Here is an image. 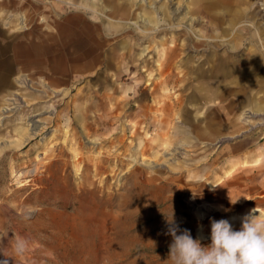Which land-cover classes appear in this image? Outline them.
<instances>
[{"label":"rangeland","instance_id":"1","mask_svg":"<svg viewBox=\"0 0 264 264\" xmlns=\"http://www.w3.org/2000/svg\"><path fill=\"white\" fill-rule=\"evenodd\" d=\"M234 1L0 0V261L172 264V214L203 246L264 216V0ZM83 10L109 33L62 63Z\"/></svg>","mask_w":264,"mask_h":264},{"label":"clouds","instance_id":"2","mask_svg":"<svg viewBox=\"0 0 264 264\" xmlns=\"http://www.w3.org/2000/svg\"><path fill=\"white\" fill-rule=\"evenodd\" d=\"M237 201L230 199L232 204ZM167 222L166 234L172 237L168 259L172 264H264V216L256 209L242 217L239 230L227 219H212L211 243L207 246L201 243L203 236L194 239L188 229L181 230L173 214Z\"/></svg>","mask_w":264,"mask_h":264},{"label":"crops","instance_id":"3","mask_svg":"<svg viewBox=\"0 0 264 264\" xmlns=\"http://www.w3.org/2000/svg\"><path fill=\"white\" fill-rule=\"evenodd\" d=\"M71 1H72V3H76V0H71ZM81 1L82 0H77V3H80ZM55 6L57 9H60L61 8V7H59L60 2L59 3L57 2L55 4ZM72 14H73V16L70 20L71 28H70V31L68 32V34L65 36H62L59 31H57V33H56V36L58 39V43L56 46H58L62 50V55H61L60 61L62 63H65V64L71 63L73 65L76 62V61L74 62V59L76 57V52H74V50L75 51L78 50L79 51L78 53H80V51L82 49V52L79 55V57H81L80 62L81 63H84V62L89 63V62H87V60L90 61V54H91L90 49H91L92 38H93V40H96L97 36L99 38H102V37L104 38L105 35L109 32L107 31L106 28H104V27L102 28V24H101L102 21H100V19L98 20L96 18H93V20H91V18L89 16L91 14V12L89 10H86V11L83 10L82 12H77V13L72 12ZM92 22H93V26H92ZM115 26H117V27H115ZM91 27H92L93 31L96 32V35L93 37L90 34V32L92 31ZM107 27H108L109 31H111V30L115 31L116 29L119 31L122 29V25H120V23L118 24V22H114L113 25H111V23H110V24H108ZM98 40H100V39H98ZM76 47H78V48L76 49ZM81 54H82V56H81ZM58 57H59V55H58ZM54 58H56V57H54ZM72 67H70L66 70L67 71L71 70ZM197 104H199V103H197ZM189 105H191V104H189ZM200 106L205 108L206 104H200ZM194 110H195L194 111L195 114H194L193 118L195 121H197V117H199L200 115L197 112L196 108ZM210 118L207 121H205L204 124L205 123H211V122H209ZM200 134L202 136L206 137V139H208V140H213L215 137V136L213 137L214 134L211 131V129L209 128L208 124H206V128H202Z\"/></svg>","mask_w":264,"mask_h":264},{"label":"bare ground","instance_id":"4","mask_svg":"<svg viewBox=\"0 0 264 264\" xmlns=\"http://www.w3.org/2000/svg\"><path fill=\"white\" fill-rule=\"evenodd\" d=\"M245 0H235L234 2L236 3V4H238V3H242V2H244ZM227 3H229L230 4V2L229 1H227ZM210 5V4H209ZM212 6V5H211ZM221 9V8H220ZM129 10V6L128 7H125V11H128ZM128 13H125L124 15H127ZM123 15V16H124ZM115 27H117V26H115ZM219 32V31H218ZM223 32H226V31H223ZM246 32H248V30H246ZM259 31H256V34H258L259 35V33H258ZM217 34V33H216ZM231 39V38H230ZM185 45V44H184ZM261 69V68H260ZM256 78V77H255ZM230 85V84H229ZM249 87V86H248ZM199 91V90H198ZM202 92V91H201ZM205 93H203L202 92V96H204L205 97ZM252 95V94H251ZM251 95H249V96H247V101L245 102V106H249L250 108H252L254 111H259L260 110V108H264V107H260V103H261V100L259 101V103H257V104H255V105H253L254 104V101H253V99H254V95H252V97H251ZM207 97V96H206ZM255 99H257V100H259V98H255ZM201 104V103H200ZM253 105V106H252ZM242 115L241 114H238L237 116H235V118H228V117H217V121L219 122V123H221L222 124V126H224V128L220 131V132H217V135L219 134L220 136H225V137H231V136H233V135H235V134H237L238 133V131L241 129V125L242 124H240L239 122H240V117H241ZM215 120V121H216ZM206 133V132H205ZM204 134V133H203ZM218 139V138H217ZM221 139V138H220Z\"/></svg>","mask_w":264,"mask_h":264}]
</instances>
